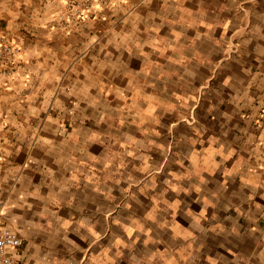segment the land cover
<instances>
[{"label":"crops","instance_id":"crops-1","mask_svg":"<svg viewBox=\"0 0 264 264\" xmlns=\"http://www.w3.org/2000/svg\"><path fill=\"white\" fill-rule=\"evenodd\" d=\"M0 38L19 264H264V0H0Z\"/></svg>","mask_w":264,"mask_h":264},{"label":"built area","instance_id":"built-area-1","mask_svg":"<svg viewBox=\"0 0 264 264\" xmlns=\"http://www.w3.org/2000/svg\"><path fill=\"white\" fill-rule=\"evenodd\" d=\"M58 2L65 20H87L99 17L106 6H115L121 0H45ZM19 48L16 44L0 38V74L12 78L15 73ZM264 117V109L262 110ZM4 203L0 200V264H19L18 251L23 245L22 237L4 221Z\"/></svg>","mask_w":264,"mask_h":264}]
</instances>
